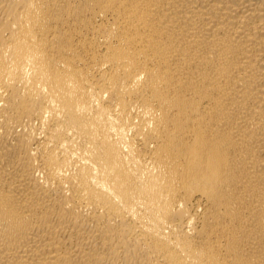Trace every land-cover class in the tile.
<instances>
[{"label": "bare ground", "instance_id": "6f19581e", "mask_svg": "<svg viewBox=\"0 0 264 264\" xmlns=\"http://www.w3.org/2000/svg\"><path fill=\"white\" fill-rule=\"evenodd\" d=\"M0 264H264V0H0Z\"/></svg>", "mask_w": 264, "mask_h": 264}]
</instances>
